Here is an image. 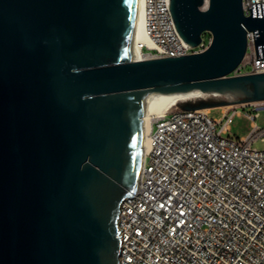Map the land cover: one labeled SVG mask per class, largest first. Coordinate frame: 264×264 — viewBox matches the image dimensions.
<instances>
[{"label": "water", "instance_id": "95a60500", "mask_svg": "<svg viewBox=\"0 0 264 264\" xmlns=\"http://www.w3.org/2000/svg\"><path fill=\"white\" fill-rule=\"evenodd\" d=\"M138 0H0V264H119L116 221L133 196L152 92L240 90L264 101V74L232 76L264 3L171 0L200 54L133 63ZM207 103L184 109H211Z\"/></svg>", "mask_w": 264, "mask_h": 264}, {"label": "built area", "instance_id": "2783aa9c", "mask_svg": "<svg viewBox=\"0 0 264 264\" xmlns=\"http://www.w3.org/2000/svg\"><path fill=\"white\" fill-rule=\"evenodd\" d=\"M264 0H243L249 6ZM148 59L205 52L210 43L188 45L180 36L171 0H146ZM247 54L232 76L264 74L254 33L247 32ZM250 65L252 70L244 72ZM185 103L155 120L150 148L140 164L133 196L120 204L116 221L119 264H264V141L255 121L264 101L246 114L254 130L242 140L226 136L238 107L212 120L211 109L186 110ZM242 107H248L240 105Z\"/></svg>", "mask_w": 264, "mask_h": 264}, {"label": "bare ground", "instance_id": "6f19581e", "mask_svg": "<svg viewBox=\"0 0 264 264\" xmlns=\"http://www.w3.org/2000/svg\"><path fill=\"white\" fill-rule=\"evenodd\" d=\"M208 1L209 0H206L207 5ZM146 9V0H138L133 56L132 61H130L133 63L151 60L148 59L140 49L142 44L148 43V38L146 35ZM243 97H245V94L240 90L201 91L199 89H193L185 92H152L147 94L142 102V116L140 119L143 126V146L140 150V164L144 158V155H146L150 148V134L153 123L155 120L162 117L174 107L185 103H194L208 99H223L225 101L227 100L229 103H236L239 102V98ZM230 108L231 106L226 107L225 110L227 111ZM207 111H209V109H207ZM140 168L141 167H139V176Z\"/></svg>", "mask_w": 264, "mask_h": 264}, {"label": "rangeland", "instance_id": "374dc122", "mask_svg": "<svg viewBox=\"0 0 264 264\" xmlns=\"http://www.w3.org/2000/svg\"><path fill=\"white\" fill-rule=\"evenodd\" d=\"M202 39L205 43L208 44L211 39V34L209 32L203 33ZM251 70L252 67L250 65L246 66L243 69L244 72H250ZM246 100L247 98L243 97L238 99L239 102L229 103L227 100L225 101L223 99L221 100L208 99L205 101H199L194 103L196 105H199L202 102L209 104L212 107L209 117L210 119L215 121L217 120L224 121L225 118L224 109H226V107H230V106L231 108L238 107L240 113L233 118V121L230 124V131L229 133H227L226 136L236 140H242L244 138H247L254 130L253 122L252 120L247 118L246 114L256 113V110L252 106H250L251 103H247ZM240 105H245L248 107H242ZM255 124L259 129H264V110L259 111V117L256 119ZM252 148L257 151H264V141L261 140L256 141L252 145Z\"/></svg>", "mask_w": 264, "mask_h": 264}]
</instances>
